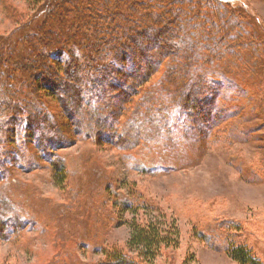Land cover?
Instances as JSON below:
<instances>
[{"label": "trees", "instance_id": "16d2710c", "mask_svg": "<svg viewBox=\"0 0 264 264\" xmlns=\"http://www.w3.org/2000/svg\"><path fill=\"white\" fill-rule=\"evenodd\" d=\"M28 1L37 6L30 21H40L17 31L30 54L19 56L0 44L2 157L18 166L10 143L23 132L62 191L67 171L58 149L84 136L98 147L129 151L152 138L145 134L149 127L166 130L171 143L179 134L201 138L204 128L211 132L232 116L218 103L223 82H233L242 65L253 70L264 56V44L220 2ZM164 68L166 91L160 84L147 87ZM6 170L0 157V180ZM121 205L130 206L126 199ZM129 227L127 249L111 248L99 264H154L177 240L151 221L132 220ZM21 229L15 210L0 197V240ZM225 251L235 264H260L232 241Z\"/></svg>", "mask_w": 264, "mask_h": 264}, {"label": "rangeland", "instance_id": "374dc122", "mask_svg": "<svg viewBox=\"0 0 264 264\" xmlns=\"http://www.w3.org/2000/svg\"><path fill=\"white\" fill-rule=\"evenodd\" d=\"M207 1L228 5L264 44V0ZM36 10L28 0H0V44L29 55L17 30ZM242 67L218 90L223 113L232 116L211 132L204 128L201 138L179 134L171 143L166 130L149 127L152 138L129 151L84 136L58 149L67 171L63 191L23 132L10 143L18 166L12 158L4 163L0 144L7 167L0 197L23 228L0 240V264H99L111 248L127 249L132 220L177 235L154 264H235L225 251L230 241L264 264V56L253 70ZM164 75L165 68L147 87L166 91Z\"/></svg>", "mask_w": 264, "mask_h": 264}]
</instances>
